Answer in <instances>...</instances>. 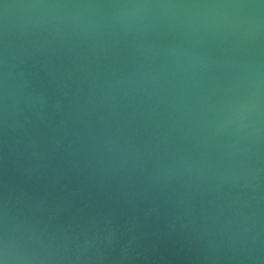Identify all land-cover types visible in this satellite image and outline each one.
<instances>
[{
  "label": "water",
  "instance_id": "water-1",
  "mask_svg": "<svg viewBox=\"0 0 264 264\" xmlns=\"http://www.w3.org/2000/svg\"><path fill=\"white\" fill-rule=\"evenodd\" d=\"M258 2L0 0V228L33 264H264V7L226 6Z\"/></svg>",
  "mask_w": 264,
  "mask_h": 264
},
{
  "label": "clouds",
  "instance_id": "clouds-1",
  "mask_svg": "<svg viewBox=\"0 0 264 264\" xmlns=\"http://www.w3.org/2000/svg\"><path fill=\"white\" fill-rule=\"evenodd\" d=\"M227 7H264V0L257 4H232ZM127 7V5H125ZM133 8L146 7L144 4L131 5ZM0 264H33V258L29 257L18 245L17 241L9 234L7 226L0 228Z\"/></svg>",
  "mask_w": 264,
  "mask_h": 264
}]
</instances>
